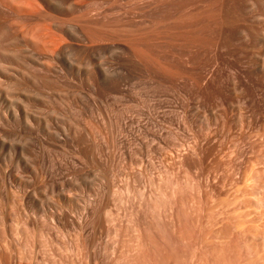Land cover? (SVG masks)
Masks as SVG:
<instances>
[{"label": "rangeland", "instance_id": "obj_1", "mask_svg": "<svg viewBox=\"0 0 264 264\" xmlns=\"http://www.w3.org/2000/svg\"><path fill=\"white\" fill-rule=\"evenodd\" d=\"M89 7L106 93L0 126V264H264V0Z\"/></svg>", "mask_w": 264, "mask_h": 264}, {"label": "bare ground", "instance_id": "obj_2", "mask_svg": "<svg viewBox=\"0 0 264 264\" xmlns=\"http://www.w3.org/2000/svg\"><path fill=\"white\" fill-rule=\"evenodd\" d=\"M90 1L0 0L1 130L33 125L34 114L27 109L31 94L74 85L67 64L84 70L98 96L106 93L102 62L74 57L98 56L106 48V33L102 22L95 25Z\"/></svg>", "mask_w": 264, "mask_h": 264}]
</instances>
